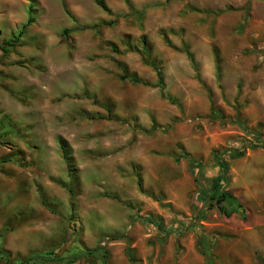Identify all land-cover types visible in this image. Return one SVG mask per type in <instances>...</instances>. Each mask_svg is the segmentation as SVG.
<instances>
[{
    "label": "rangeland",
    "instance_id": "rangeland-1",
    "mask_svg": "<svg viewBox=\"0 0 264 264\" xmlns=\"http://www.w3.org/2000/svg\"><path fill=\"white\" fill-rule=\"evenodd\" d=\"M102 1L0 0V248L264 264V0Z\"/></svg>",
    "mask_w": 264,
    "mask_h": 264
},
{
    "label": "trees",
    "instance_id": "trees-1",
    "mask_svg": "<svg viewBox=\"0 0 264 264\" xmlns=\"http://www.w3.org/2000/svg\"><path fill=\"white\" fill-rule=\"evenodd\" d=\"M96 3H98L100 6L105 7L104 2L102 0H95ZM156 75L158 77V81L160 84L163 83V77L161 74L160 69L157 66H154ZM134 82H139L138 79L133 78L132 79ZM62 149L64 151L63 157L66 161V163L71 164V158L67 155L65 152V145L62 143ZM244 155L243 150H233L232 157H241ZM215 160L218 164V166L221 169V173L215 176L212 179V185L211 188L204 193L205 200H211L214 202V204L217 206L218 210L222 212L226 216H231L235 212H238L240 209H242V203L240 200L229 190L225 189V183L227 180V173L229 170V165L228 162L221 156L219 152H216L215 155ZM190 162L193 164V160L190 159ZM138 185L141 188V180L138 181ZM70 192H72L70 190ZM213 205V204H210ZM202 253L205 251L200 250ZM51 253V252H50ZM48 255V254H46ZM46 255H41V256H36L34 260L31 258H28L26 260H21L18 262V264H37L38 261L40 260V264H46L47 262V256ZM0 256L4 259L5 264H11V255L9 252H6L5 250L0 248Z\"/></svg>",
    "mask_w": 264,
    "mask_h": 264
}]
</instances>
